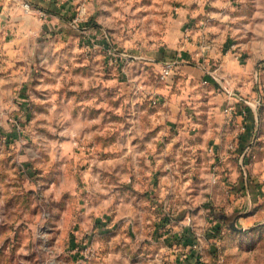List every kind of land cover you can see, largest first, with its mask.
Returning a JSON list of instances; mask_svg holds the SVG:
<instances>
[{
  "label": "rangeland",
  "instance_id": "1",
  "mask_svg": "<svg viewBox=\"0 0 264 264\" xmlns=\"http://www.w3.org/2000/svg\"><path fill=\"white\" fill-rule=\"evenodd\" d=\"M11 1L0 26V264H264V0L230 6V49L252 42L258 58L231 90L230 122L231 99L182 73V0ZM115 154H141L155 174L143 228L82 179Z\"/></svg>",
  "mask_w": 264,
  "mask_h": 264
},
{
  "label": "crops",
  "instance_id": "2",
  "mask_svg": "<svg viewBox=\"0 0 264 264\" xmlns=\"http://www.w3.org/2000/svg\"><path fill=\"white\" fill-rule=\"evenodd\" d=\"M38 4L35 6L39 7ZM232 4L233 0H182L175 8L176 17L180 23L179 43H181H178L177 52L178 56L189 65L182 68V73L219 90L226 100L230 98L220 88L225 86L232 91L237 88L243 89L250 80V71L255 67L253 63L258 59L257 55L250 50L254 46L250 44L252 42L247 43L248 49L243 52L246 55L239 53L233 46L231 49L229 47L228 23ZM15 6L14 1L0 0V26L2 28L4 21L9 22L13 19V15L16 13ZM41 9L38 8V10ZM202 18L206 19L207 24L200 27L198 23ZM205 42H209L210 49L204 51L201 50V45ZM176 63L178 64V62H174L175 65ZM231 101L236 100L231 99L227 104ZM227 104L225 105L227 106ZM225 116L227 122H230L229 116L226 114ZM163 131L168 132L166 128H163ZM138 150L136 149L137 152ZM147 152L143 154L145 157L148 156ZM140 155L133 157L131 154L127 158L123 154H115L108 162L106 159H102L95 163L92 173H90L92 169L85 170L86 176L82 179L87 186L90 185L88 187L97 191L95 195L91 196L94 195L100 201H109V203L116 199L118 209L120 213H123L122 216L129 217V221L134 218L133 226L136 224V227L143 228L142 216L145 214V210H148L149 199H151L148 196V191L153 188L155 174L152 175L150 170H145L146 173L143 172L141 168H147L144 165L148 162V158H142ZM109 167H113V170L109 169L108 171L111 173L107 174L105 168ZM127 167H129V171L126 170ZM108 181L113 184V188L109 195L102 194L100 191L106 190L103 184ZM69 213L72 217L77 216L78 208L75 212ZM139 217L141 220L137 225ZM95 219L99 220V215H96ZM104 226L102 224V228Z\"/></svg>",
  "mask_w": 264,
  "mask_h": 264
},
{
  "label": "built area",
  "instance_id": "3",
  "mask_svg": "<svg viewBox=\"0 0 264 264\" xmlns=\"http://www.w3.org/2000/svg\"><path fill=\"white\" fill-rule=\"evenodd\" d=\"M21 4H22V6L25 8V9H29V7H30V3L29 2H27L26 0H21ZM40 13V15L42 16L43 15V13L40 11L39 12ZM205 23H206V20L204 19V18H202V19H200L199 20V23H198V25L200 26V27H203V26H205ZM208 49H210V44H209V42H205V43H203L202 45H201V50H208ZM174 62H165L163 65H162V68H161V75H162V77H165V76H169L171 73H172V71H173V68H174ZM204 83H206V81H204ZM222 89H223V91L228 95V97L230 98V99H234V97H235V99H237L238 97L231 91V90H229L227 87H225V86H223L222 87ZM240 99V98H239ZM231 105H230V103L229 104H227V106L224 108V111H225V114L227 115V116H229V118H230V114H231Z\"/></svg>",
  "mask_w": 264,
  "mask_h": 264
}]
</instances>
